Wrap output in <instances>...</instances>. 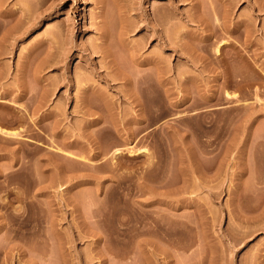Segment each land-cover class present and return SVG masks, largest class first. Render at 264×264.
<instances>
[{
  "label": "rangeland",
  "instance_id": "rangeland-1",
  "mask_svg": "<svg viewBox=\"0 0 264 264\" xmlns=\"http://www.w3.org/2000/svg\"><path fill=\"white\" fill-rule=\"evenodd\" d=\"M119 1L0 0V264H264V0Z\"/></svg>",
  "mask_w": 264,
  "mask_h": 264
},
{
  "label": "bare ground",
  "instance_id": "bare-ground-1",
  "mask_svg": "<svg viewBox=\"0 0 264 264\" xmlns=\"http://www.w3.org/2000/svg\"><path fill=\"white\" fill-rule=\"evenodd\" d=\"M30 5H32V4H30ZM113 5H112L113 8H111L112 10L110 9V12L108 11L109 13L107 16L105 15L104 12H101V14L103 13L105 15V16H103V20H101L102 25H100L101 39L103 42H107V40L110 37V35L112 34V32H116V36H118L120 38V40L121 39L123 40L124 36H126L129 33L128 8H127V6L124 7V4L122 5L119 0H113ZM28 8L29 7L27 6V9ZM26 11L27 10H25V12ZM32 11L28 10L27 12L29 13ZM156 17L158 18V19L156 18L157 22H158V20L161 18H159L160 17L159 15ZM35 18H34V20H40L41 19L40 17H37L36 19ZM160 21L158 22L159 24H161ZM107 47H109V46H107ZM104 49H105V52L108 54L109 50H106V48H104ZM98 51H99V49H98ZM108 56H109V54H108ZM109 57H111V56H109ZM0 134L5 135L6 137L11 136L10 138H12V137L16 138V137L20 136L19 131H15V130L12 131V130H8V129L2 128V127H0ZM148 263H149V261H148Z\"/></svg>",
  "mask_w": 264,
  "mask_h": 264
}]
</instances>
